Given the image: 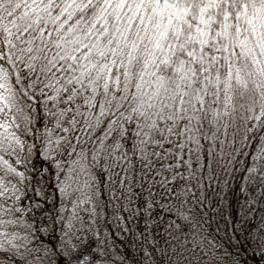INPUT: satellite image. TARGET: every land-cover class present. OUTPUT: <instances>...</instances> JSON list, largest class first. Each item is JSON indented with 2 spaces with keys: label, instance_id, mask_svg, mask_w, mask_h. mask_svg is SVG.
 <instances>
[{
  "label": "snow or ice",
  "instance_id": "6c2138e0",
  "mask_svg": "<svg viewBox=\"0 0 264 264\" xmlns=\"http://www.w3.org/2000/svg\"><path fill=\"white\" fill-rule=\"evenodd\" d=\"M0 264H264V0H0Z\"/></svg>",
  "mask_w": 264,
  "mask_h": 264
}]
</instances>
